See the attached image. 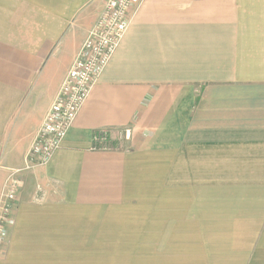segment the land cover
<instances>
[{"label":"crops","instance_id":"crops-1","mask_svg":"<svg viewBox=\"0 0 264 264\" xmlns=\"http://www.w3.org/2000/svg\"><path fill=\"white\" fill-rule=\"evenodd\" d=\"M106 1L0 0V192ZM106 129L131 138L93 149ZM21 177L0 264H264V0H137L60 148Z\"/></svg>","mask_w":264,"mask_h":264},{"label":"built area","instance_id":"built-area-1","mask_svg":"<svg viewBox=\"0 0 264 264\" xmlns=\"http://www.w3.org/2000/svg\"><path fill=\"white\" fill-rule=\"evenodd\" d=\"M136 5L137 0L105 2L37 131L25 165L9 169L0 192V248L6 242L9 228L15 224L12 212L18 193L24 185L21 173L48 164L55 151L60 148L68 130L129 29ZM113 132L117 134L118 140H112ZM130 138L129 129L100 130L95 136L98 147L93 146V149L118 148L122 140Z\"/></svg>","mask_w":264,"mask_h":264},{"label":"trees","instance_id":"trees-1","mask_svg":"<svg viewBox=\"0 0 264 264\" xmlns=\"http://www.w3.org/2000/svg\"><path fill=\"white\" fill-rule=\"evenodd\" d=\"M100 133V131H96L95 133H94V142H93V146L95 147V146H97V142L95 141V136L96 135H98ZM98 147V146H97Z\"/></svg>","mask_w":264,"mask_h":264},{"label":"rangeland","instance_id":"rangeland-1","mask_svg":"<svg viewBox=\"0 0 264 264\" xmlns=\"http://www.w3.org/2000/svg\"><path fill=\"white\" fill-rule=\"evenodd\" d=\"M113 134H115V137L112 138V140H118V139H117V134H116V133H113ZM111 135H112V134H111Z\"/></svg>","mask_w":264,"mask_h":264}]
</instances>
